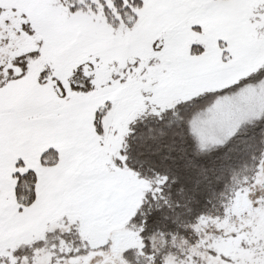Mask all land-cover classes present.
I'll return each instance as SVG.
<instances>
[{"label":"snow or ice","instance_id":"snow-or-ice-1","mask_svg":"<svg viewBox=\"0 0 264 264\" xmlns=\"http://www.w3.org/2000/svg\"><path fill=\"white\" fill-rule=\"evenodd\" d=\"M0 264H264V0H0Z\"/></svg>","mask_w":264,"mask_h":264},{"label":"water","instance_id":"water-1","mask_svg":"<svg viewBox=\"0 0 264 264\" xmlns=\"http://www.w3.org/2000/svg\"><path fill=\"white\" fill-rule=\"evenodd\" d=\"M246 201L242 200V207L246 206Z\"/></svg>","mask_w":264,"mask_h":264},{"label":"flooded vegetation","instance_id":"flooded-vegetation-1","mask_svg":"<svg viewBox=\"0 0 264 264\" xmlns=\"http://www.w3.org/2000/svg\"><path fill=\"white\" fill-rule=\"evenodd\" d=\"M240 206H242V200H241V202H240Z\"/></svg>","mask_w":264,"mask_h":264},{"label":"trees","instance_id":"trees-1","mask_svg":"<svg viewBox=\"0 0 264 264\" xmlns=\"http://www.w3.org/2000/svg\"><path fill=\"white\" fill-rule=\"evenodd\" d=\"M240 207H242V206H240Z\"/></svg>","mask_w":264,"mask_h":264}]
</instances>
